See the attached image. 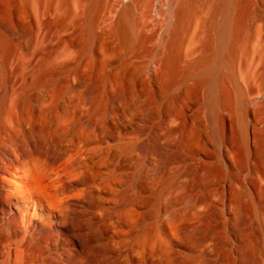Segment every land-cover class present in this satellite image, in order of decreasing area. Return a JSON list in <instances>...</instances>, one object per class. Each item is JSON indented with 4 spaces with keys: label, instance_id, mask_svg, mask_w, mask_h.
<instances>
[{
    "label": "bare ground",
    "instance_id": "bare-ground-1",
    "mask_svg": "<svg viewBox=\"0 0 264 264\" xmlns=\"http://www.w3.org/2000/svg\"><path fill=\"white\" fill-rule=\"evenodd\" d=\"M165 5L160 13L156 0H0V264H197L180 252L190 238L215 247L195 200L184 217L175 197L188 183L196 191L197 179L164 144L150 145L133 127L119 132L108 118L104 89L120 65L118 48L151 53L143 31L159 14L167 35L152 78L206 87L214 114L238 119L245 174L224 190L235 215L253 210L262 247L246 234L232 263L264 264V32L258 28L248 52L239 0ZM12 6L28 13L32 31L3 16ZM83 59L101 77L87 101L72 96L91 76L79 67ZM236 72L243 86L235 92ZM248 86L255 87L249 95ZM253 112L258 125L249 121ZM143 151L157 160L153 170L149 157L139 158Z\"/></svg>",
    "mask_w": 264,
    "mask_h": 264
},
{
    "label": "rangeland",
    "instance_id": "rangeland-1",
    "mask_svg": "<svg viewBox=\"0 0 264 264\" xmlns=\"http://www.w3.org/2000/svg\"><path fill=\"white\" fill-rule=\"evenodd\" d=\"M239 1L247 13L246 26L241 32L247 37V51L250 52L254 47L258 28H262L264 32V0ZM166 3L167 0H156L160 13L166 10ZM3 16L10 21L14 20L28 31L34 28L28 13L16 9L15 6L8 7ZM156 18L157 22L149 24L143 31L150 36L143 48H150L151 53L134 57L124 50L121 44L118 45L120 65L126 64L128 68L119 65L111 80L106 83L104 90L108 100V118L119 132L133 127V130L138 131L136 136L147 139L150 145L157 141L164 144L167 157L175 158L178 165L188 171L186 177L190 175L191 180L197 179L199 185L196 191H191L188 183V190L175 194V197L179 211L184 217L188 216L191 200H195L196 206H192V209L200 215L203 212L202 229L207 237L214 239L215 247L209 249V242L201 244L190 238L191 246L180 248L181 254L193 256L197 264H208L204 258H200L201 254L205 257L210 254L226 257L228 263L233 264L232 258L243 253L246 234L256 241L258 239V247H262V239L256 233L257 223L253 218V210L248 208V213L238 212L235 215L230 205L229 192L224 190L232 177L239 184L245 174L241 172L245 154L238 119L235 114L223 112L221 109L214 114L206 87H194L192 82H171L152 78L153 63L160 57L167 35L160 30L163 18L160 14L156 15ZM138 43L139 39L136 38L134 50L138 49ZM102 46L103 43L100 42L98 48ZM87 63V60L83 59L79 67L91 76L72 92L73 97L85 101L88 99L87 89L101 79L99 71L90 73ZM133 66L137 67L138 72L129 71ZM262 66L264 69V52ZM76 69L73 68L70 75L73 76ZM236 74V79L232 80V89L235 92L238 86H243L241 75L239 72ZM254 89L255 87L248 86L247 94H251L250 91ZM137 113L139 117L133 122V115ZM249 121L252 125H258L257 114L251 113ZM147 157L153 164L148 170H153L158 165L155 157L144 151L139 156L141 159ZM232 168L235 176H232ZM131 172L137 173L134 167ZM261 203L264 208V202Z\"/></svg>",
    "mask_w": 264,
    "mask_h": 264
}]
</instances>
